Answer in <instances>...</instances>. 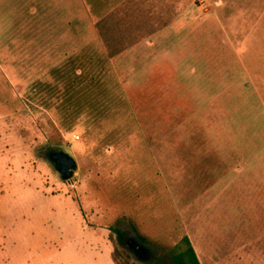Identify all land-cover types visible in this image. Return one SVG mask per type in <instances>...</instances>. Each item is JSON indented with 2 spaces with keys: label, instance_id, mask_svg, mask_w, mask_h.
Returning <instances> with one entry per match:
<instances>
[{
  "label": "rangeland",
  "instance_id": "obj_1",
  "mask_svg": "<svg viewBox=\"0 0 264 264\" xmlns=\"http://www.w3.org/2000/svg\"><path fill=\"white\" fill-rule=\"evenodd\" d=\"M186 236L264 264V0H0V264Z\"/></svg>",
  "mask_w": 264,
  "mask_h": 264
},
{
  "label": "trees",
  "instance_id": "obj_2",
  "mask_svg": "<svg viewBox=\"0 0 264 264\" xmlns=\"http://www.w3.org/2000/svg\"><path fill=\"white\" fill-rule=\"evenodd\" d=\"M112 256L117 264H132L131 254L124 248L116 249ZM173 257L176 264H202L188 236L174 248Z\"/></svg>",
  "mask_w": 264,
  "mask_h": 264
},
{
  "label": "water",
  "instance_id": "obj_3",
  "mask_svg": "<svg viewBox=\"0 0 264 264\" xmlns=\"http://www.w3.org/2000/svg\"><path fill=\"white\" fill-rule=\"evenodd\" d=\"M52 162H54L60 172V176L64 179H71L74 176L75 170L78 168V164L75 158L65 152L58 151L52 154ZM132 249H137L139 257L145 258L147 256V249L145 247H138V242L134 241L130 244Z\"/></svg>",
  "mask_w": 264,
  "mask_h": 264
},
{
  "label": "flooded vegetation",
  "instance_id": "obj_4",
  "mask_svg": "<svg viewBox=\"0 0 264 264\" xmlns=\"http://www.w3.org/2000/svg\"><path fill=\"white\" fill-rule=\"evenodd\" d=\"M134 241H137V242H138V247H145V248H146V246H145L142 242H140L139 240H136V239H132V240L130 241L129 245H130L132 242H134ZM146 249H147V248H146ZM132 250H133V252H134L135 255L139 256V254H138V252H137L138 248H137V249H132Z\"/></svg>",
  "mask_w": 264,
  "mask_h": 264
}]
</instances>
